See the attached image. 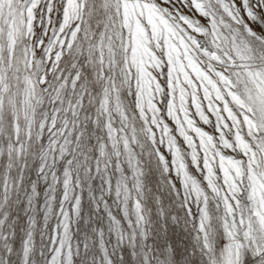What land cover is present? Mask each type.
Wrapping results in <instances>:
<instances>
[{"label": "snow or ice", "instance_id": "1", "mask_svg": "<svg viewBox=\"0 0 264 264\" xmlns=\"http://www.w3.org/2000/svg\"><path fill=\"white\" fill-rule=\"evenodd\" d=\"M0 264H264V0H0Z\"/></svg>", "mask_w": 264, "mask_h": 264}]
</instances>
